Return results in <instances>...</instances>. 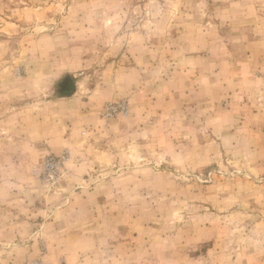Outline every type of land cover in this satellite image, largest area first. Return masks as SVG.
I'll return each instance as SVG.
<instances>
[{"label":"rangeland","instance_id":"rangeland-1","mask_svg":"<svg viewBox=\"0 0 264 264\" xmlns=\"http://www.w3.org/2000/svg\"><path fill=\"white\" fill-rule=\"evenodd\" d=\"M0 264H264V0H0Z\"/></svg>","mask_w":264,"mask_h":264}]
</instances>
